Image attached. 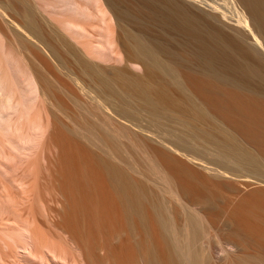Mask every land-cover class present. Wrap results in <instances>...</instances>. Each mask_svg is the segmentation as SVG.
I'll return each instance as SVG.
<instances>
[{
  "label": "rangeland",
  "instance_id": "1",
  "mask_svg": "<svg viewBox=\"0 0 264 264\" xmlns=\"http://www.w3.org/2000/svg\"><path fill=\"white\" fill-rule=\"evenodd\" d=\"M30 23L37 39L21 29ZM150 30L168 47L181 40L159 26ZM62 36L33 0H0V43L39 77L47 128L39 174L26 170L36 178L26 206L34 210L22 207L23 169L10 162L0 165V211L16 223L29 212L54 236L74 221L85 236L82 264H264V172L235 162L222 117L185 121L205 108L182 83L195 72L165 54V66L128 56L144 66L142 81L167 97L156 108L125 85V64L89 63ZM119 176L137 192L134 209L124 203ZM180 183L205 198L183 194ZM4 241L13 258L7 264H28L19 240L17 247Z\"/></svg>",
  "mask_w": 264,
  "mask_h": 264
},
{
  "label": "bare ground",
  "instance_id": "2",
  "mask_svg": "<svg viewBox=\"0 0 264 264\" xmlns=\"http://www.w3.org/2000/svg\"><path fill=\"white\" fill-rule=\"evenodd\" d=\"M33 1L56 23L62 40L89 63L125 64L130 73L128 79H123L125 85L137 90L146 103L156 108L166 105L167 97L144 83L139 75L145 72L144 66L137 61H127V57L137 54L139 58L148 57L156 66H162V54H165L179 60L182 67L191 68L195 73H184L182 83L205 108L197 117L187 113L185 121L192 124L205 113L222 117L228 151L235 162L264 172V0ZM152 25L175 34L181 38L180 42L173 48L166 46L151 34ZM132 26L138 30H132ZM21 29L38 38L33 23ZM42 99L43 90L35 71L1 42L0 165L13 162L23 169L18 187L25 194L21 202L24 209L32 208V204L26 207L33 203L30 198L35 187L31 182L34 185L36 178L33 177V181L30 177L37 174L34 169L40 168L36 161H41L39 154L47 137L40 109ZM30 166L36 167L31 168L33 172ZM28 169L32 176L26 171ZM117 181L125 205L134 209L137 192L131 184L123 183L120 176ZM186 186L180 183V192L194 200L205 198L204 194L195 195ZM11 215L0 211V240H5L7 246L8 242L16 244L19 240L20 253L26 263L84 262L79 258L85 251L82 249L85 236L74 221L64 229L63 235L57 232L54 236L41 229L42 224L38 225V220L29 212L24 222L19 220L22 224L16 223ZM1 241L0 264H7L11 252L5 255Z\"/></svg>",
  "mask_w": 264,
  "mask_h": 264
}]
</instances>
